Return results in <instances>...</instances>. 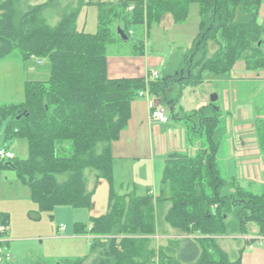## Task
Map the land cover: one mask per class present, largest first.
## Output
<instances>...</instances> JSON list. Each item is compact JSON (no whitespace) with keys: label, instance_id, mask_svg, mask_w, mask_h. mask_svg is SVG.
<instances>
[{"label":"trees","instance_id":"16d2710c","mask_svg":"<svg viewBox=\"0 0 264 264\" xmlns=\"http://www.w3.org/2000/svg\"><path fill=\"white\" fill-rule=\"evenodd\" d=\"M53 1L29 6L23 14L16 0L0 3V63L11 58L28 63L35 57L51 67L47 80L25 82L24 103L0 107L4 139L0 148L11 150L10 144L23 140L29 153L27 159L16 155L8 161L0 159V170H13L45 213L59 206L90 209L94 190L88 189L87 171L95 185L107 180L109 212L93 218L92 227L77 225L75 230L76 234L96 236L94 253L106 247L94 264H151L156 258L153 248L139 261L144 256L142 244L147 242L143 238L157 234L155 213L166 203L171 205L166 222L193 238L177 245L176 257L160 249L157 264H241L243 250L232 261L217 238L248 235L250 224L264 236V185L253 191L222 175L215 141L222 116L217 103L189 113L183 109L176 113L175 107L184 89L200 86L207 74L231 77L238 62L248 71H264V21H260L264 0H79L75 10L56 26H49L41 16ZM192 4L199 6V33L175 76H159L156 81H148L150 73L145 78L109 77L108 48L123 41L119 29L128 41L138 29L149 34L166 15L175 25L184 24ZM92 5L98 8L95 34L80 31L77 24L81 9ZM143 40L135 41L140 56L145 55ZM210 41L217 47L212 55L207 51ZM147 87L170 109L173 119L186 122L189 134L203 145L193 156L168 157L161 194L155 199L151 194H120L113 173L112 145L128 127L133 101ZM262 109L256 126L264 153V106ZM107 236L114 238L104 245L101 238ZM84 263V259L64 262Z\"/></svg>","mask_w":264,"mask_h":264},{"label":"crops","instance_id":"0c3cea01","mask_svg":"<svg viewBox=\"0 0 264 264\" xmlns=\"http://www.w3.org/2000/svg\"><path fill=\"white\" fill-rule=\"evenodd\" d=\"M87 7L88 6H85L83 7V9ZM260 21H264V6H262L261 8ZM163 22L164 26L175 25L170 15H166L161 23ZM78 29L80 31H83L79 27ZM145 33L146 30L144 32L143 39L146 36ZM141 57L147 58L146 55ZM34 60L38 65L44 64L43 61L41 63H38V59ZM184 60L185 58H183L182 62ZM146 61L148 60L146 59ZM158 62L159 61L151 62V64L153 65V63H155L158 65ZM159 64L160 66L162 65L161 62H159ZM238 64H240L241 67L237 68ZM152 71L158 70L147 65L146 69L144 70L142 67H136L127 64L123 59L110 60L108 56V74L111 79L145 78ZM47 72V76L42 78L40 77L41 79L39 80L31 81L47 80L49 78L48 75H50V72H48V74ZM262 72L264 71H261L259 73L248 71L246 70L245 64L243 62H238L234 70L232 71L231 78L225 79L223 81H228L230 82V84H233V79H236L237 76L246 77L247 79H255L256 81H258L259 78L257 77H259V74H261ZM159 76L161 77L160 72ZM32 77L35 78V76ZM210 79H205V82L200 86L186 87L183 91V96L180 100L179 105L175 107L176 113L181 109H183L185 113H189L207 106L211 102L210 98L212 96V93L215 91V86H212V84H217V82L222 81V79ZM210 87L214 88L211 90V92L208 91ZM236 91L237 90L234 88L223 89L221 92H219V94L217 93L218 100L220 99V97L222 100V106L220 108H223V110L226 112V115L229 117H233V113L234 115L236 114L234 106H236L239 102V100H237L234 96ZM217 101L215 103H217ZM148 105H152L153 107H155L161 104L159 103L158 98L153 95L150 98H137L135 101H133L131 108V118L128 123V127L122 132L120 139L114 142L112 145V153L114 156L113 173L114 186L116 188V191L120 194L135 195L140 197L151 194L155 199L158 198L161 194V182L164 176L168 157L173 154H186L189 156H193L196 154L198 149L203 147V145L201 141H199L200 139H196L192 134H189L188 125L184 120L172 118L170 109H167L163 106L167 110L169 122L161 123L158 121H154L151 118V112L149 110L150 106ZM246 105H248L249 107L247 110V118L245 120L239 119L240 125H238L237 127H234L233 124H230L231 132L235 134V137H232L229 140V151L227 152V155L225 153L223 155L220 154L219 146L217 160L219 164L220 162L222 163V166L220 164V167L224 178H234L243 187H252L253 183L261 184L260 186H262L264 185V153L262 152V149L259 145L257 136L256 120L258 118V115H256V117L254 115L255 119L252 123L251 119L253 115H251V106L249 104H243L244 107ZM240 110L241 108H239L238 111L240 112ZM237 114L239 113L237 112ZM94 182L95 181L92 182V186L90 187V191L94 190L91 210L93 209L95 211H98V203L95 197L98 194V188L99 185H101V182L99 181L100 183L98 182L97 185H95ZM106 184L108 185H101V190L104 189L105 195L108 200V202L105 200L104 210H102L104 212H102L101 214H96L92 210L93 214H91V211H80L85 210L84 208L76 209L69 206H59L53 211V214L54 219L58 221L61 226H57L56 228L51 227V230L46 231L44 234L33 236L36 239L42 240V242L46 238H49L51 240H55L59 244L73 243L71 246H69L68 250L73 251V253H75L73 249L75 244L77 246H82L84 244L88 249L89 255H91L90 259L87 258L88 255L82 257L79 255L74 256L71 252H69L71 254L67 258H65L64 261L60 262L61 264H64L65 261H76L81 259H84L86 262V258L90 259L89 264H94L97 255L96 252H93L92 246L95 243L96 236L90 233L76 234L75 230L77 225H88V222L91 218H99L109 212L110 184L107 182ZM170 206V203H166L164 206H159V219L161 218L160 220L164 221V218ZM0 216L3 220V222H0V225H7L10 231H8V240L5 243V248L7 249V252L9 254L12 253V261L7 263L23 264L24 261L27 260V257L23 252L24 249L16 250L15 242L22 241V239H27L29 236H27L26 234L30 230L36 229L39 232L42 231L43 225L39 227H34L33 225H31V220L27 211L26 214L24 213L18 216L15 215L12 210L5 207H0ZM41 217H43V215ZM41 217L35 216L33 217V219H41ZM63 222H66L67 226H63ZM160 228H163L164 231V227ZM157 235H161L163 240H169L174 236V233L164 234L162 233V229H160L159 232H157ZM252 237L253 236H250L249 239H245L244 237L240 236H224L218 237L217 239L221 242L222 245L224 243L222 239L224 238H230L235 241V243H232V245H228V247L231 249L233 247H236L238 252L243 250L241 264H264V247L250 243V239H252ZM237 242H240V245H238ZM42 259L43 258L38 257L36 260H31L30 264H45L46 260Z\"/></svg>","mask_w":264,"mask_h":264},{"label":"rangeland","instance_id":"374dc122","mask_svg":"<svg viewBox=\"0 0 264 264\" xmlns=\"http://www.w3.org/2000/svg\"><path fill=\"white\" fill-rule=\"evenodd\" d=\"M6 0H0V3ZM17 6L20 14L27 12V8L29 6H35L39 4L47 3L48 0H16ZM86 2L92 1H104V2H112L118 3L119 0H85ZM79 0H55L43 13V17L49 26H56L61 18L73 10H75L79 5ZM81 14H79V19L77 21L78 27L86 33L95 34L99 30V22H98V8L96 5L88 6L87 8L81 9ZM163 23L155 24L152 26L150 33L146 32V36L143 40L144 45H146V57H141L138 54V51L135 48V41L138 38H143V31L138 29L136 31L135 36H131L128 41H117L113 45L108 48V56L110 60L123 59L127 64L133 65L136 67H142L144 70L146 69V65L155 68L161 73V78L165 76H175L181 66L183 64L182 60L186 52L193 46V43L199 33L200 26V15H199V6L198 4H192L190 6L189 17L186 23L180 25H171L164 26ZM142 32V33H141ZM217 49L214 42H208L207 51L212 55L215 53ZM35 57L31 59L28 63H23L21 60L16 58H11L7 60H3L0 63V107L4 105L11 104H21L25 102V82L31 80H39L42 77L47 76L46 72H50V63L48 61L42 60L43 65H38L34 60ZM146 59L148 61H146ZM159 61L162 63L160 66L151 62ZM182 62V63H181ZM153 66V67H152ZM241 67L238 64L237 68ZM45 70V71H44ZM157 71V72H158ZM47 72V74H48ZM158 72V73H159ZM236 72V70H235ZM36 74V75H33ZM50 74V73H49ZM35 76L33 78L32 76ZM109 75V74H108ZM237 76V75H236ZM41 77V78H40ZM49 77V75H48ZM212 77V78H211ZM211 78V79H210ZM231 77L217 78L212 75H206V79H222V81L217 82V84L213 83L212 86H215V91L212 93L213 95L219 94L223 89H236L234 96L237 100H239L238 104L234 106L236 114L233 117H229L226 115V112L222 110V116L220 124L217 128L215 141L220 146V154H226L229 151V140L232 137H235V134L231 132V125L237 127L240 125V120H245L247 118V110L248 105L245 107L243 104H249L251 106V112L253 115L251 121L254 122V115H258V117H262L263 106H264V72L259 74V80L262 82H258L255 79H247L246 77L237 76L236 79H233V84L230 82H224L225 79H230ZM234 78V77H233ZM211 86V87H212ZM209 88L208 91L211 92L214 88ZM231 92V91H227ZM221 94V93H220ZM232 94V93H231ZM211 96V97H212ZM218 96V95H217ZM233 96V95H231ZM139 99V98H138ZM211 100V98H210ZM251 101V102H250ZM217 105L219 107L222 106L221 97L217 101ZM149 106V105H148ZM243 106V107H242ZM241 108L240 112L238 111ZM254 109V110H253ZM150 110V109H149ZM151 112V111H150ZM237 112L239 114H237ZM239 115V116H238ZM259 139V137H258ZM243 141V140H242ZM241 143V142H240ZM3 127L0 124V146H3ZM68 146V145H67ZM11 151L20 159L28 158V147L25 141L17 140L9 145ZM221 166L222 163L220 162ZM88 172V181L87 186L90 190L92 186V182L95 180L94 177ZM119 176V175H118ZM120 177V176H119ZM109 183L105 179H101V185L107 186L106 182ZM99 182V183H100ZM99 185V184H98ZM99 185L98 194L95 199L98 203V211H94L96 214H101L102 210H104L105 200L108 202L107 197L105 195L104 189L101 190L102 186ZM259 185V186H257ZM261 184H252L251 190L257 191L260 189ZM250 187V186H249ZM247 187V188H249ZM0 207H5L14 212L15 215L26 214V211L29 213V218L31 220V225L34 227L42 226V231H37L36 229L30 230L26 235L29 236L27 239H22V241L15 242L16 250H23L27 260L24 261L23 264H30L31 260H36L38 257L43 258L42 260H46L45 264H59L64 261L71 253L74 256H87L90 258L91 255L88 253V249L83 244L82 246L73 247L75 253L73 251H68L69 246L73 243H62L59 244L55 240H51L46 238L43 242L42 240L36 239L35 235L44 234L46 231L51 230V227L61 226L58 221L54 219L53 212L45 213L41 212L39 206L33 201L31 197V192L29 188L23 186L21 182L18 180L17 175L13 170H0ZM88 209V210H87ZM91 208H85V210L80 211H91ZM168 213V212H167ZM93 214V212L91 213ZM160 210L157 209L155 213L156 217V228L159 232L162 229V233L170 234L174 233V236L169 240H163L161 235H153V236H144L143 240L147 242L142 244L143 249V258L139 261L143 262L147 254L149 253V248H153L156 253L155 260H150L151 264H157L161 262L160 258V249L166 250L169 256L176 257L177 255V245L180 244L183 240L188 238H193V236H187L181 231L172 228L167 222L166 217L163 220L159 219ZM43 215V217H41ZM41 217V219H33V217ZM63 226H67L66 222H63ZM88 226L92 227V218L88 222ZM164 227V231L163 228ZM69 228V226H68ZM249 228L251 233L244 237L245 239H249L250 236H253L250 240H258L264 236L259 233V229L256 225L250 224ZM10 232V231H9ZM8 232V233H9ZM8 233L5 235V239L8 240ZM161 234V233H160ZM228 237V236H225ZM109 238H114V236H107L101 238L102 244L108 245L110 240ZM134 238H142V236H136ZM97 239V238H96ZM224 241L223 245L220 241H218L219 246L228 253L230 259L232 261H236L239 252L236 247L232 249L228 247V245H232L235 243L234 240L227 238L222 239ZM249 240V241H250ZM240 245V242H237ZM237 245V247H238ZM224 246V247H223ZM90 249V248H89ZM104 248H99L96 251V255L99 256L104 252ZM171 249V251H169ZM71 252V253H69ZM90 252V251H89ZM176 252V253H175ZM12 256V253H10ZM176 255V256H175ZM63 258V259H62ZM85 264H89V260L87 259ZM5 264V263H3ZM8 264V263H6ZM61 264V263H60Z\"/></svg>","mask_w":264,"mask_h":264},{"label":"built area","instance_id":"2783aa9c","mask_svg":"<svg viewBox=\"0 0 264 264\" xmlns=\"http://www.w3.org/2000/svg\"><path fill=\"white\" fill-rule=\"evenodd\" d=\"M41 60H38V63H41ZM159 75H157V73H154L153 78H156V80L158 79ZM148 94L145 92L140 93L141 97H145ZM150 106V111H151V116L153 117L154 121H158V122H167V117L165 115V112L163 109H155L152 105ZM15 158V154L11 151L8 150L6 148H0V159L3 161H8L11 159ZM9 231V227L7 225H0V262L6 258V259H10L11 255L7 252V249L5 248V243L7 242V240L5 239V235L8 233ZM258 243L256 244L257 246H261L264 247V237L256 240Z\"/></svg>","mask_w":264,"mask_h":264},{"label":"bare ground","instance_id":"6f19581e","mask_svg":"<svg viewBox=\"0 0 264 264\" xmlns=\"http://www.w3.org/2000/svg\"><path fill=\"white\" fill-rule=\"evenodd\" d=\"M154 73H157V75H159V73H158L157 71H152V72L150 73V77H149L148 81H156V78H153ZM148 81H147V83H149ZM142 92H145V93H147L148 95L145 96V97H141V96H140V93H142ZM151 96H152V94H151V92H150V90H149V87H147L146 90H144V91H140V92L138 93V98H150ZM217 97H218V96H217ZM217 100H218V99H217ZM213 103H215V102H213ZM154 108H155V109H158V108L163 109L164 112H165V115H166V117H167V122H169V116H168L167 110H166L163 106L158 105V106H155ZM151 118L153 119L152 116H151ZM153 120H154V119H153ZM167 122H161V123H167ZM255 245H256V244H255ZM10 261H12V256H11V258H10L9 260L6 259V258H4V259L0 262V264L7 263V262H10Z\"/></svg>","mask_w":264,"mask_h":264},{"label":"water","instance_id":"95a60500","mask_svg":"<svg viewBox=\"0 0 264 264\" xmlns=\"http://www.w3.org/2000/svg\"><path fill=\"white\" fill-rule=\"evenodd\" d=\"M118 33H119V35L122 37L123 40L127 41L128 38H127L126 34H125L121 29L118 30ZM217 99H218L217 95H213V96L211 97V102H212V103H213V102H216Z\"/></svg>","mask_w":264,"mask_h":264}]
</instances>
